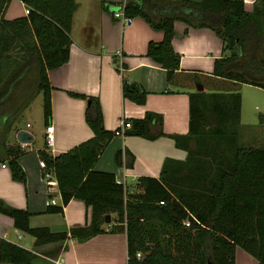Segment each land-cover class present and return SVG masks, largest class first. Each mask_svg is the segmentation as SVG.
Segmentation results:
<instances>
[{
  "label": "trees",
  "instance_id": "16d2710c",
  "mask_svg": "<svg viewBox=\"0 0 264 264\" xmlns=\"http://www.w3.org/2000/svg\"><path fill=\"white\" fill-rule=\"evenodd\" d=\"M8 1L0 0V56L10 58L8 53L16 47L22 58L4 62L5 79L15 69L32 65L45 126L51 115L46 70L67 59L77 5L75 0H20L28 9L26 16L6 20L2 3L4 9ZM118 8L124 18L139 17L162 32L159 42H148L145 55L164 69L166 84H173L179 65L171 46L173 22L212 30L225 54L214 59L211 75L228 85L187 94V133L170 136L185 150L184 160L165 159L157 178L140 176L130 189L117 183L112 173L93 169L118 127L113 131L103 127L96 97L68 92L84 99L83 116L91 137L56 155L38 152L60 198L44 212L62 213V207L76 199L89 207L88 222L68 233H52L45 227H28L29 213L24 209L0 201V213L15 229L34 237L36 245L65 238L85 241L105 231L124 233L127 264H233L235 247L264 264V147L237 144L238 86L264 90V0H257L250 12L242 0H123ZM123 95L141 104L145 93L123 88ZM260 119L264 122V113ZM124 123L128 127L123 135L147 139L162 135L157 113L145 112ZM3 150L10 177L23 183L24 173L16 162L23 150L18 144L4 145ZM113 159L121 165V150ZM125 167H131V157ZM33 258L30 251L0 240V263H29Z\"/></svg>",
  "mask_w": 264,
  "mask_h": 264
},
{
  "label": "crops",
  "instance_id": "0c3cea01",
  "mask_svg": "<svg viewBox=\"0 0 264 264\" xmlns=\"http://www.w3.org/2000/svg\"><path fill=\"white\" fill-rule=\"evenodd\" d=\"M122 1L75 0L77 6L71 18L67 59L57 67L47 69L46 77L50 86L49 125L53 137L50 155L64 152L91 137L83 116L84 99L71 96L68 92L96 97L102 125L109 131L117 128L121 121L141 118L145 112L161 116L162 135L147 139L114 134L93 164L94 170L112 173L117 183L130 189L140 176L157 178L165 159L184 160L185 150L175 146L170 136L187 133V94L191 91L222 89L228 82L211 75L214 59L225 54L221 49L220 39L209 28L192 27L175 20L171 46L178 55L179 65L173 84H166L164 69L145 55L148 42H159L162 32L153 29L139 17L123 22L121 17L113 16L114 12L122 15L118 8ZM242 2L248 12L257 4V0ZM3 7L2 3L3 19L26 16V7L20 0H9L4 9ZM8 54L10 58H5V54L0 56V201L9 207L26 210L29 213L27 225L30 228L45 227L52 233H68L70 228L80 227L88 222L89 207L80 200L70 199L62 207V213L44 212L45 201L52 200L54 204L60 202L52 174L50 184H47L38 165V152L45 147L44 125L41 118L42 128L38 139L35 138V131H28L31 128L28 123L24 127L15 125L14 120L23 100L7 102L13 95L16 84L10 86L9 82L5 83L8 69H5L4 62L21 61L22 51L14 47ZM26 71L32 75V83L36 87V74L32 65L19 67L14 73L16 72V77H20ZM130 83L133 84V89L125 87ZM198 87L201 90H197ZM123 88L126 91H143V103L137 104L129 100L123 95ZM258 89L264 93V90ZM31 94L30 90L23 98L24 104ZM241 109L240 97L237 144L264 147V122L242 123ZM262 110L264 113V106ZM253 126V130L249 128ZM19 130L29 135L28 142L17 141L16 133ZM154 131L151 127V132ZM181 141L186 142L184 139ZM14 144H18L23 150L16 157V162L24 173L23 183L10 177L6 165L3 146ZM118 149L121 150V165H116L113 159ZM129 157L131 167L127 168L125 163ZM0 240L34 254L29 263L15 264H127L124 233L105 231L85 241L65 238L61 242L36 245L34 237L15 229L11 219L0 213ZM233 264L257 262L244 250L235 247Z\"/></svg>",
  "mask_w": 264,
  "mask_h": 264
},
{
  "label": "rangeland",
  "instance_id": "374dc122",
  "mask_svg": "<svg viewBox=\"0 0 264 264\" xmlns=\"http://www.w3.org/2000/svg\"><path fill=\"white\" fill-rule=\"evenodd\" d=\"M15 74L16 73L12 72L5 79V83L9 82L10 86L16 84V89L7 102L14 101L16 99L19 102L21 99L23 100V103L20 104V111L14 120L15 125L17 127H24V124L28 123L31 126L28 131H35V138L38 139L40 138L39 130L42 128L41 94H37L36 91H34L35 85L32 83V75L30 72L26 71L25 73H22L20 77H16ZM30 90L32 94L29 100L24 104L23 98L27 96V93H30ZM238 91L241 97L242 107L241 122L251 123V121H257L259 123H263L260 117L263 114L262 107L264 106V93L257 87L247 84L239 85ZM253 117L255 118L254 120ZM249 128H252L253 130L254 126Z\"/></svg>",
  "mask_w": 264,
  "mask_h": 264
},
{
  "label": "built area",
  "instance_id": "2783aa9c",
  "mask_svg": "<svg viewBox=\"0 0 264 264\" xmlns=\"http://www.w3.org/2000/svg\"><path fill=\"white\" fill-rule=\"evenodd\" d=\"M27 12H28V9L25 8L24 9V13L27 14ZM113 16L121 17V20H123V22H127L128 21V19L124 18L119 12H114ZM26 126H28V124H26ZM127 127H128V125L126 123H124L123 121H121L119 123V126H118L117 130L114 132V134H123L124 128H127ZM52 140H53L52 128H51V126L49 124H47V125L44 126V143H45L44 144L45 145L44 151L46 153H48V154H50V152H51L50 147L52 145ZM38 165H39V167L42 170L43 178L45 179V181H47V184H50L49 178L51 176V173L49 171L45 170V165H44L43 160H39ZM159 203H162V202L160 201ZM49 204H54V202L52 200L45 201V206L49 205ZM187 224H188L187 222H184V225H187ZM135 257L139 258L140 254L138 252H136L135 253Z\"/></svg>",
  "mask_w": 264,
  "mask_h": 264
},
{
  "label": "water",
  "instance_id": "95a60500",
  "mask_svg": "<svg viewBox=\"0 0 264 264\" xmlns=\"http://www.w3.org/2000/svg\"><path fill=\"white\" fill-rule=\"evenodd\" d=\"M127 89H129V88H132L133 89V84H126V86H125ZM197 90H201V88L200 87H198L197 88ZM28 137H29V135L27 134V133H25L23 130H19L17 133H16V139H17V141L19 142V143H25V142H28ZM104 222L105 223H108L109 222V215H105L104 216Z\"/></svg>",
  "mask_w": 264,
  "mask_h": 264
}]
</instances>
